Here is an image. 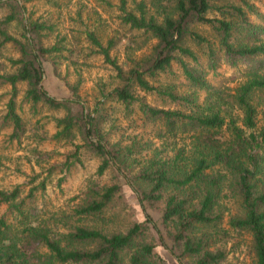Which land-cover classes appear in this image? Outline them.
Masks as SVG:
<instances>
[{"label": "trees", "instance_id": "obj_1", "mask_svg": "<svg viewBox=\"0 0 264 264\" xmlns=\"http://www.w3.org/2000/svg\"><path fill=\"white\" fill-rule=\"evenodd\" d=\"M19 1L0 0V12L5 10L0 17V46L9 45L16 54L15 58L7 57L6 68L0 64V89L9 88L3 116V124L11 128L9 138L15 140L23 131L16 100L24 85V103L34 109L43 106L62 113L55 120L52 139L72 146L64 167L79 161L78 153L82 152L98 159L96 177L106 173L112 176L109 184L90 182L82 190L79 202L56 222L60 231L26 224L22 234L17 235L1 215L0 264H29L30 249L38 248L46 252L45 261L40 264H163L157 246L166 249L178 264H221L226 253L216 245L225 244L230 236L228 229L221 226L220 210L221 193L228 182L237 191L241 207L239 214L228 217L226 225L232 232L251 236L255 264H264V126L256 131L257 111L253 103L255 97L264 99V44L260 42L264 28L248 20V13L257 15L250 0H170L172 12L161 11V20L147 13L144 2L137 4L135 14L127 11V0H117L122 23L155 39L150 52L131 62L126 70L111 59L112 42L103 47L92 33L88 34L120 82L105 94V99L112 98L126 106L139 103L145 121L163 122L165 131L159 130V138L164 134H190L188 153L177 152L170 159L154 153L137 170L131 156L134 147L109 143L103 133V107L89 111L77 85L70 86L69 96L63 98L47 92L44 65L62 47L58 43L45 44L47 25L27 20ZM209 13L215 16L208 17ZM198 25L212 31L219 57L211 42L193 31ZM189 39L204 44L211 70L219 62L230 67L240 62L248 66V78L235 87L229 96L231 101L227 102L230 105L223 110L216 99L184 114L138 100L134 89L155 91L148 78L164 72L175 61L176 54L197 60L185 45ZM178 62L192 86L208 90L201 71L190 70L181 60ZM165 95L172 102L189 104L173 93L165 91ZM232 106L241 111V127L235 117L227 115V108ZM261 115L264 121V104ZM124 185L135 194L144 220L123 232H107L98 224V217L121 198ZM41 186L44 188L43 183ZM20 194L19 187L11 191L0 189V206L7 205L14 217L25 219V199H20ZM32 195L30 191L26 199H32ZM150 210L158 214L160 227L150 217Z\"/></svg>", "mask_w": 264, "mask_h": 264}, {"label": "rangeland", "instance_id": "obj_2", "mask_svg": "<svg viewBox=\"0 0 264 264\" xmlns=\"http://www.w3.org/2000/svg\"><path fill=\"white\" fill-rule=\"evenodd\" d=\"M126 2L127 11L135 14L137 4L144 2L147 13L154 15L158 20L162 18L161 11L170 14L173 8L170 0ZM249 2L255 7L257 15L248 13V20L252 25L264 28V0ZM18 4L24 7L27 20L47 25L46 45L58 43L62 47V51L56 56H51L44 65L43 82L47 92L54 97L63 98L69 96L70 86L77 85V91L89 111L103 107V133L107 134L109 143H118L122 148L134 147L131 156L136 160L133 162L135 170L154 153L164 159L173 158L177 152L188 153L190 134H164L163 138H159V130L165 131L163 122L145 121L139 111V103L126 106L112 98L104 97L118 87L120 82L115 78L112 67L104 62L103 56L88 39V34L92 33L103 47L112 42L109 55L122 70H126L131 62L144 58L155 43L149 33L132 30L122 23L123 14L119 11L117 0H21ZM4 13L5 10L1 11L0 17ZM214 16L215 13L208 14V17ZM192 29L211 42L219 57L221 53L217 51V41L210 28L198 25ZM260 42L264 44V33ZM185 45L195 54L196 61L176 54L175 61H172L164 72H158L154 77L148 78L156 88L155 91L145 93L135 88L134 95L151 106L177 110L184 114H190L194 110L193 107H204L206 102L216 99L224 110L230 105L227 102L231 101L229 96L235 87L248 78V66L240 62L230 67L219 62L216 69L211 70L204 44L189 39ZM7 57L15 58L16 54L9 45L0 46V64L5 65V68L8 65ZM180 60L188 69L202 72L201 77L207 83L208 90H200L190 84L182 73L178 62ZM8 89V86L0 89V189L11 191L19 187L20 199H25V219L14 217L7 211V205L0 206V216L3 215L10 229L17 235L22 234L21 230L26 224H40L60 231V225L56 222L79 202L82 190H85L90 182L109 184L112 174L106 173L101 178L96 177L98 159L82 152L78 153L79 161L73 162L68 168L64 167L72 146L52 139L56 132L55 120L62 113L50 111L43 106L34 109L24 103V85L19 88L21 93L16 100V111L22 119L23 131L20 137L11 140V128L3 124ZM165 91L187 99L189 104L183 101L172 102L168 95H165ZM253 103L257 111L255 122L258 131L264 126L261 115L264 99L255 97ZM227 111V115L235 117L241 127L240 109L232 106L227 108ZM42 183L44 188L40 187ZM231 185L229 182L226 184L220 200L221 226L228 229L230 235L225 244L216 245L226 253V258L221 264H255L251 236L246 232H232L226 225L228 217L239 214L241 207L237 191ZM30 191L33 192V198L26 199ZM149 213L160 227L158 214L152 210ZM144 216L135 194L124 185L121 198L114 201L111 207L98 217V224L107 232H123L131 224L143 221ZM156 251L163 264H178L161 246H157ZM45 254L42 249H30L28 263L40 264L45 261Z\"/></svg>", "mask_w": 264, "mask_h": 264}]
</instances>
